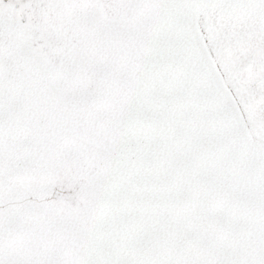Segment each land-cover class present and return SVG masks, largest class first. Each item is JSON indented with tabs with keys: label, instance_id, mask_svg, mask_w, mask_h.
<instances>
[{
	"label": "snow or ice",
	"instance_id": "6c2138e0",
	"mask_svg": "<svg viewBox=\"0 0 264 264\" xmlns=\"http://www.w3.org/2000/svg\"><path fill=\"white\" fill-rule=\"evenodd\" d=\"M0 264H264V0H0Z\"/></svg>",
	"mask_w": 264,
	"mask_h": 264
}]
</instances>
